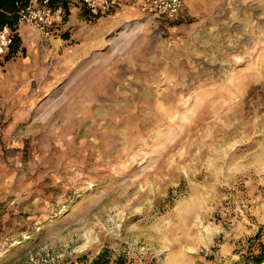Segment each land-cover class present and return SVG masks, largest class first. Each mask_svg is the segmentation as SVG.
<instances>
[{
  "label": "rangeland",
  "instance_id": "374dc122",
  "mask_svg": "<svg viewBox=\"0 0 264 264\" xmlns=\"http://www.w3.org/2000/svg\"><path fill=\"white\" fill-rule=\"evenodd\" d=\"M184 3L170 25L76 2L50 39L19 29L0 264H221L223 243L246 264L264 239V0Z\"/></svg>",
  "mask_w": 264,
  "mask_h": 264
},
{
  "label": "built area",
  "instance_id": "2783aa9c",
  "mask_svg": "<svg viewBox=\"0 0 264 264\" xmlns=\"http://www.w3.org/2000/svg\"><path fill=\"white\" fill-rule=\"evenodd\" d=\"M59 0H30L26 9L19 13V27L27 26L36 31L40 37L50 39L57 31L61 18L64 16V7ZM69 4L72 5V0ZM81 8L93 18L113 13L122 6L135 9L146 18H160L171 21L182 18L183 0H76ZM12 39L7 27L0 30V56H4ZM3 119V104L0 98V131Z\"/></svg>",
  "mask_w": 264,
  "mask_h": 264
},
{
  "label": "trees",
  "instance_id": "16d2710c",
  "mask_svg": "<svg viewBox=\"0 0 264 264\" xmlns=\"http://www.w3.org/2000/svg\"><path fill=\"white\" fill-rule=\"evenodd\" d=\"M30 0H0V30L7 27L10 32V37L12 39L11 45L7 53L0 60V66H3L5 62L10 61L18 52H23L21 47L22 39L19 30V13L26 9L29 5ZM59 0H52V3H57ZM64 7V16L61 18V23L68 22L71 15V4L69 1L62 0L60 2ZM87 15L90 17L89 13L86 11ZM92 17V16H91ZM164 25L174 24L181 21L180 18L171 21L161 20ZM4 120L2 119V124ZM247 247L249 252L245 256L246 264H264V239L259 240V235L251 238L247 242ZM255 249L257 250L255 253ZM105 251L100 252L92 261L91 264H106L112 262L113 264H129L125 257L122 255L117 256L113 261L110 257H107Z\"/></svg>",
  "mask_w": 264,
  "mask_h": 264
},
{
  "label": "crops",
  "instance_id": "0c3cea01",
  "mask_svg": "<svg viewBox=\"0 0 264 264\" xmlns=\"http://www.w3.org/2000/svg\"><path fill=\"white\" fill-rule=\"evenodd\" d=\"M73 3H76V0H72V4ZM183 3H184V0H183ZM185 8V3H184V6H183V10ZM127 10H129L128 7H125V6H122L120 8H117L114 13L111 14V16H118L120 14H122L123 12H126ZM110 16V15H109ZM107 16V17H109ZM183 16V15H182ZM103 17V16H102ZM93 18V17H92ZM101 18V17H99ZM98 18V19H99ZM111 18V17H109ZM113 18V17H112ZM183 18V17H182ZM101 20V19H99ZM21 28L23 27H20L19 29L21 30ZM30 30L31 32H33L34 34H36L37 32L32 30L31 28L27 27V26H24V31L25 33ZM38 34V33H37ZM39 35V34H38ZM20 36H21V33H20ZM28 36V34H27ZM23 39V38H22ZM44 39V38H43ZM0 135H1V131H0ZM247 230V229H246ZM251 233V232H250ZM253 233V232H252ZM251 233V234H252ZM244 242V240H242V243ZM233 246H231L229 243L225 244H221L219 245V249L216 250L214 252V256L217 258L216 261L218 259H221L222 260V263L221 264H241V253H242V250H237V249H234V243L232 244ZM244 245V243H243Z\"/></svg>",
  "mask_w": 264,
  "mask_h": 264
},
{
  "label": "bare ground",
  "instance_id": "6f19581e",
  "mask_svg": "<svg viewBox=\"0 0 264 264\" xmlns=\"http://www.w3.org/2000/svg\"><path fill=\"white\" fill-rule=\"evenodd\" d=\"M208 232V231H207Z\"/></svg>",
  "mask_w": 264,
  "mask_h": 264
}]
</instances>
